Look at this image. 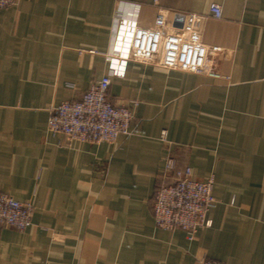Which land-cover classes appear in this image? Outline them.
I'll list each match as a JSON object with an SVG mask.
<instances>
[{
	"label": "crops",
	"instance_id": "0c3cea01",
	"mask_svg": "<svg viewBox=\"0 0 264 264\" xmlns=\"http://www.w3.org/2000/svg\"><path fill=\"white\" fill-rule=\"evenodd\" d=\"M122 1L139 23L162 10L204 14L206 68L130 61L109 97L132 106L130 135L65 142L51 109L108 68ZM223 7L220 18L210 5ZM134 101L136 104H134ZM166 132V137H163ZM174 156L214 177L216 205L194 239L155 224L153 200ZM0 190L34 205L25 230L0 224V264H264V0H18L0 8Z\"/></svg>",
	"mask_w": 264,
	"mask_h": 264
},
{
	"label": "built area",
	"instance_id": "2783aa9c",
	"mask_svg": "<svg viewBox=\"0 0 264 264\" xmlns=\"http://www.w3.org/2000/svg\"><path fill=\"white\" fill-rule=\"evenodd\" d=\"M18 0H0V8ZM213 16L220 18L223 7L210 5ZM141 5L122 1L111 27L112 37L106 53L108 68L79 99L64 100L55 105L48 118V129L63 135L65 142H114L120 135H130L132 106L116 104L109 97L114 76H124L130 61L148 62L168 69L205 73L220 78L221 74L206 68L210 50L202 38L204 14L189 12L180 25L168 20V10H162L151 25L139 23ZM134 104L136 102L134 101ZM166 137V132H163ZM164 177L169 181L158 186L153 200L155 224L164 229L180 228L189 240L201 226H211L209 210L216 205L214 177L202 180L194 176L190 166H182L174 156H167ZM34 205L0 190V224L25 230L32 224ZM201 264H225L203 256Z\"/></svg>",
	"mask_w": 264,
	"mask_h": 264
},
{
	"label": "water",
	"instance_id": "95a60500",
	"mask_svg": "<svg viewBox=\"0 0 264 264\" xmlns=\"http://www.w3.org/2000/svg\"><path fill=\"white\" fill-rule=\"evenodd\" d=\"M184 17V16H183Z\"/></svg>",
	"mask_w": 264,
	"mask_h": 264
}]
</instances>
